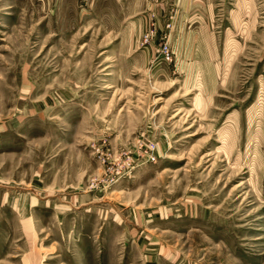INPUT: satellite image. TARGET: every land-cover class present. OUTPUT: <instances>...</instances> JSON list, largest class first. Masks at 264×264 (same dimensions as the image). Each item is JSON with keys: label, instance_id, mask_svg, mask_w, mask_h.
Instances as JSON below:
<instances>
[{"label": "rangeland", "instance_id": "374dc122", "mask_svg": "<svg viewBox=\"0 0 264 264\" xmlns=\"http://www.w3.org/2000/svg\"><path fill=\"white\" fill-rule=\"evenodd\" d=\"M0 264H264V0H0Z\"/></svg>", "mask_w": 264, "mask_h": 264}, {"label": "built area", "instance_id": "2783aa9c", "mask_svg": "<svg viewBox=\"0 0 264 264\" xmlns=\"http://www.w3.org/2000/svg\"><path fill=\"white\" fill-rule=\"evenodd\" d=\"M172 53L170 52L169 48L167 45H163L160 50V56L161 60L163 62H171L172 61Z\"/></svg>", "mask_w": 264, "mask_h": 264}]
</instances>
